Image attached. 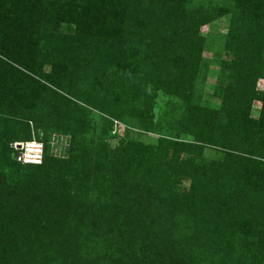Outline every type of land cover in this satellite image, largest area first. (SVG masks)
I'll use <instances>...</instances> for the list:
<instances>
[{
  "label": "trees",
  "instance_id": "obj_1",
  "mask_svg": "<svg viewBox=\"0 0 264 264\" xmlns=\"http://www.w3.org/2000/svg\"><path fill=\"white\" fill-rule=\"evenodd\" d=\"M225 15L233 81L212 109L188 84ZM260 78L264 0H0V264H264ZM151 87L180 93L194 141L113 145L114 118L152 126ZM33 130L44 159L24 164L12 143ZM180 173L190 190L167 191Z\"/></svg>",
  "mask_w": 264,
  "mask_h": 264
},
{
  "label": "rangeland",
  "instance_id": "obj_2",
  "mask_svg": "<svg viewBox=\"0 0 264 264\" xmlns=\"http://www.w3.org/2000/svg\"><path fill=\"white\" fill-rule=\"evenodd\" d=\"M197 3L207 4L212 2L213 5L222 4L223 0H196ZM225 5V4H224ZM231 29L230 19L227 15L214 18L210 23L203 25L200 33L205 37V45L203 51V59L201 67L194 79V82L188 86L195 91L196 101L203 106L212 109H220L223 104L224 89L227 84L232 82L231 73L232 68L226 67L230 59L235 58L234 52L230 50L227 43V36ZM51 66L47 67V71L51 70ZM234 68V67H233ZM60 72V67L57 69ZM234 73V72H233ZM231 78V80H230ZM259 88L264 89V78H260L258 82ZM152 93L149 103L148 121L152 123L149 129L138 128L139 122L131 118L130 121L114 118L109 141L116 145L119 140L123 139L133 142H141L144 145L157 146L161 140H171L172 142L181 143L184 141L193 142V137L187 133L182 132L181 123L184 117L185 100L180 96V93H173L168 89H154L148 88ZM261 103L255 101L252 108V116L258 118L260 115ZM134 125V126H133ZM140 125V124H139ZM33 137L40 139L37 132L33 130ZM50 139V138H49ZM42 140V139H40ZM69 136L62 134H53L50 143L53 146L54 153L60 157H66L65 151L69 146ZM44 141V140H43ZM15 143V142H14ZM12 143V147L14 148ZM168 147H172L170 143H166ZM15 150V148H14ZM16 152V150H15ZM193 152L184 151L186 157H193ZM219 150L213 145H206L203 147V156L211 159L217 158ZM18 152L16 157L18 159ZM19 160V159H18ZM191 178L185 177L184 173L175 174L171 176L169 181L166 180L165 187L177 188L179 192L187 193L190 190ZM164 187V189H165ZM165 196L167 195L164 192Z\"/></svg>",
  "mask_w": 264,
  "mask_h": 264
},
{
  "label": "built area",
  "instance_id": "obj_3",
  "mask_svg": "<svg viewBox=\"0 0 264 264\" xmlns=\"http://www.w3.org/2000/svg\"><path fill=\"white\" fill-rule=\"evenodd\" d=\"M18 152V159L24 164H41L44 159L45 146L43 141L32 138L31 140L15 142L13 144Z\"/></svg>",
  "mask_w": 264,
  "mask_h": 264
}]
</instances>
